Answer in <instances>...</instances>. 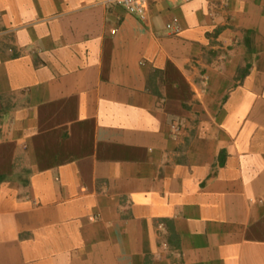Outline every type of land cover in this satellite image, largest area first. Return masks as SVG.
I'll list each match as a JSON object with an SVG mask.
<instances>
[{
	"label": "crops",
	"instance_id": "0c3cea01",
	"mask_svg": "<svg viewBox=\"0 0 264 264\" xmlns=\"http://www.w3.org/2000/svg\"><path fill=\"white\" fill-rule=\"evenodd\" d=\"M0 176V264H264V0H0Z\"/></svg>",
	"mask_w": 264,
	"mask_h": 264
},
{
	"label": "built area",
	"instance_id": "2783aa9c",
	"mask_svg": "<svg viewBox=\"0 0 264 264\" xmlns=\"http://www.w3.org/2000/svg\"><path fill=\"white\" fill-rule=\"evenodd\" d=\"M105 5H118L123 7L128 12L139 16L140 18H145L146 16V6L148 0H101ZM166 28L172 33H178L180 31V26L178 20L174 17L171 21L166 23ZM182 130V126L178 123H171L170 131L172 135H178Z\"/></svg>",
	"mask_w": 264,
	"mask_h": 264
},
{
	"label": "trees",
	"instance_id": "16d2710c",
	"mask_svg": "<svg viewBox=\"0 0 264 264\" xmlns=\"http://www.w3.org/2000/svg\"><path fill=\"white\" fill-rule=\"evenodd\" d=\"M4 177L3 176H0V180L3 179Z\"/></svg>",
	"mask_w": 264,
	"mask_h": 264
}]
</instances>
